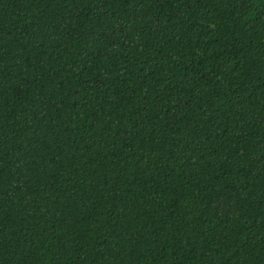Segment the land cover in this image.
<instances>
[{"label":"trees","instance_id":"1","mask_svg":"<svg viewBox=\"0 0 264 264\" xmlns=\"http://www.w3.org/2000/svg\"><path fill=\"white\" fill-rule=\"evenodd\" d=\"M0 264H264V0H0Z\"/></svg>","mask_w":264,"mask_h":264}]
</instances>
